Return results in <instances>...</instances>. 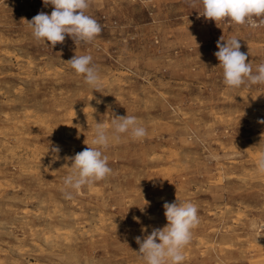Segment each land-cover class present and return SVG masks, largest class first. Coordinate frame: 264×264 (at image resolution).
Masks as SVG:
<instances>
[{
    "label": "rangeland",
    "instance_id": "rangeland-1",
    "mask_svg": "<svg viewBox=\"0 0 264 264\" xmlns=\"http://www.w3.org/2000/svg\"><path fill=\"white\" fill-rule=\"evenodd\" d=\"M52 10L0 0V264H144L135 237L163 228L177 199L200 219L183 264H264V84L229 88L214 55L237 38L255 73L264 32L207 20L191 0H90L102 32L51 47L26 20ZM85 54L100 92L66 63ZM125 115L147 135L110 140L111 174L66 199L65 157Z\"/></svg>",
    "mask_w": 264,
    "mask_h": 264
},
{
    "label": "clouds",
    "instance_id": "clouds-1",
    "mask_svg": "<svg viewBox=\"0 0 264 264\" xmlns=\"http://www.w3.org/2000/svg\"><path fill=\"white\" fill-rule=\"evenodd\" d=\"M187 2V0H186ZM199 3L203 7L202 16L216 23L222 20L237 25H247L253 29L264 26V0H191V5ZM45 7L52 6L51 14L43 11L30 21L26 20L34 39L54 47L65 41L66 35L71 37L76 45L91 43L102 32L101 24L87 14L90 0H43ZM221 41H226L222 43ZM50 42V44H49ZM219 49L214 53L223 70V82L229 88H240L243 85L264 84V63L253 72L252 65L246 62L248 53L241 52L239 39L224 40L216 44ZM91 55H74L66 63L75 71L82 74L84 82L93 91L100 92L101 77L92 65ZM102 101L97 100V103ZM264 123V120L258 121ZM91 141L95 147H87L72 157L71 172L64 180L62 189L66 199H72L73 193H79L83 187L105 179L111 174L108 157L104 150L109 147L110 140H119L121 134H129L133 140H139L147 135V130L140 126L135 116H115L109 126L96 123ZM53 162L60 160V147L53 146ZM257 169L264 173V151L257 160ZM167 224L163 228L153 227L151 234L135 237L139 245L138 253L144 264H183V251L190 243L193 229L200 223L198 208L191 202H174L163 204ZM144 207L141 208V211ZM137 219L138 218H134ZM147 228H142L146 232ZM159 241V242H157Z\"/></svg>",
    "mask_w": 264,
    "mask_h": 264
},
{
    "label": "built area",
    "instance_id": "built-area-1",
    "mask_svg": "<svg viewBox=\"0 0 264 264\" xmlns=\"http://www.w3.org/2000/svg\"><path fill=\"white\" fill-rule=\"evenodd\" d=\"M245 26H247V25H245ZM247 27H249V26H247ZM249 28H251V27H249ZM253 29V28H252ZM256 30H262L263 32H264V26H262V27H259V28H255Z\"/></svg>",
    "mask_w": 264,
    "mask_h": 264
},
{
    "label": "bare ground",
    "instance_id": "bare-ground-1",
    "mask_svg": "<svg viewBox=\"0 0 264 264\" xmlns=\"http://www.w3.org/2000/svg\"><path fill=\"white\" fill-rule=\"evenodd\" d=\"M11 250V249H10Z\"/></svg>",
    "mask_w": 264,
    "mask_h": 264
}]
</instances>
